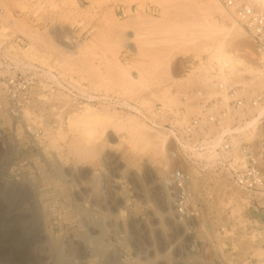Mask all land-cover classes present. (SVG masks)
Wrapping results in <instances>:
<instances>
[{"label": "rangeland", "instance_id": "obj_1", "mask_svg": "<svg viewBox=\"0 0 264 264\" xmlns=\"http://www.w3.org/2000/svg\"><path fill=\"white\" fill-rule=\"evenodd\" d=\"M220 19L208 0H0V40L23 39L47 81L20 117L0 96V264H264V207L159 136L217 102L200 65ZM245 42L226 47L248 60ZM231 85L264 94V78ZM88 105L112 118L93 139L68 128ZM175 169L196 216L178 219Z\"/></svg>", "mask_w": 264, "mask_h": 264}, {"label": "built area", "instance_id": "obj_2", "mask_svg": "<svg viewBox=\"0 0 264 264\" xmlns=\"http://www.w3.org/2000/svg\"><path fill=\"white\" fill-rule=\"evenodd\" d=\"M227 8L231 9L234 0H222ZM233 12V11H232ZM241 23L249 38L254 42L258 51H264V14L255 11L246 4L238 5L233 12ZM24 40L14 38L12 40H0V96L3 109L11 117L22 116L25 109L30 108L34 102L35 93L46 92L47 81H44V73L39 72L35 63L28 62L19 56V47H23ZM226 93L229 96L228 106L218 108L213 100L203 99L201 111L187 121L180 130L173 127L178 138L200 134L203 137L204 130H209L211 124L220 126L222 120L235 114L240 109L246 95L240 91V86H229ZM262 93L255 94L248 99L250 104L261 102ZM237 116V115H235ZM238 117V116H237ZM1 136V131H0ZM221 147L223 157L220 159L216 170H219L221 179H227L240 191L252 196L254 202L264 207V144L256 142L255 146L245 143L233 151V145L229 135ZM179 142V141H178ZM180 144V143H179ZM228 154L226 157L224 155ZM191 175L183 169H175L171 174L173 185L179 188L175 197V209L179 215L190 218L200 213V199L192 188ZM263 234L262 246L264 247V221L261 225Z\"/></svg>", "mask_w": 264, "mask_h": 264}, {"label": "bare ground", "instance_id": "obj_3", "mask_svg": "<svg viewBox=\"0 0 264 264\" xmlns=\"http://www.w3.org/2000/svg\"><path fill=\"white\" fill-rule=\"evenodd\" d=\"M243 4L253 7L250 4L240 3L239 0H234L232 8L229 9L222 0H208L209 8L221 17L220 20L216 21L217 24H212L213 27L215 25L212 33L213 35L223 34L224 37L221 39L217 38L209 46V48L212 47L211 52L208 50L210 52V54H208L209 59L207 56L208 60L205 64H201L200 66H204V73L206 72V74H204L205 78L203 77L204 83L212 89L211 94L217 98V102L215 103L218 104V106L221 104L226 107L228 106L229 96L226 91L229 86H232L231 81L233 77H240L242 75V79L247 80L250 84H255L260 79L264 78V51L257 50L254 42L249 38L247 32L233 13L238 5ZM254 10L257 11L255 8ZM239 36H246L250 42H245L243 45V50L246 52L248 60L245 57H241L238 47L230 49L226 47V40L229 37L237 38ZM246 73L250 74L251 77L245 79L243 75ZM245 90L246 89L243 88L240 89L242 92ZM200 93L201 92H199V94ZM261 100V102L256 101L255 104H250L247 102L248 100L246 98L240 109L236 110L235 114L233 113V115L222 120L220 126L211 124L209 130H204L202 139H200V134L194 136L193 140L187 136L178 138L181 147L185 149L187 157L193 159L195 163L204 164L206 167L209 165H217L223 157V153L220 149L223 142L226 140V135H229V139L233 145V151H236V149L243 144L250 143L249 141H255L257 139L260 141V144H264V94ZM88 107L89 105L85 110H81L80 113H72V117L68 120V128L72 130L71 132L74 131V133L77 132L82 136L93 139L98 137L100 129L104 128L105 130V123L108 125V123L112 121V118L110 119L108 115H101V113L94 114L95 112H93V110L90 111L93 107ZM26 110L29 112L30 108ZM200 111L196 115H199ZM130 119H133L131 122L135 121L134 118ZM135 122L137 124V121ZM178 123L180 124V122ZM141 124L142 123L139 122L138 125ZM142 126L147 127L146 124H142ZM142 126L139 127L142 128ZM173 127H176L177 130L181 129V126L176 124L175 126L173 125ZM168 131L169 134H164L160 131L162 135H164L163 137L157 133V136H161L162 145L164 147L167 145L170 135H176L175 129L172 128ZM227 155L228 154L224 155V157ZM169 215H171V213ZM180 217L182 216H179L178 219H180ZM261 256L264 257V251H262L260 257Z\"/></svg>", "mask_w": 264, "mask_h": 264}]
</instances>
